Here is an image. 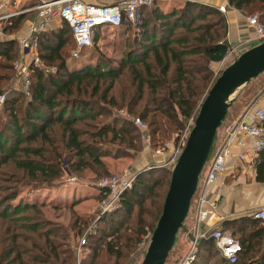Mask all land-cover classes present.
I'll list each match as a JSON object with an SVG mask.
<instances>
[{
  "label": "trees",
  "instance_id": "1",
  "mask_svg": "<svg viewBox=\"0 0 264 264\" xmlns=\"http://www.w3.org/2000/svg\"><path fill=\"white\" fill-rule=\"evenodd\" d=\"M228 2L246 14L255 11L259 23L264 18V0ZM25 17L22 13L10 17L0 31L15 32ZM63 23L67 31L63 26L54 34L42 32L36 43L38 57L56 70L43 74L34 69L26 94L10 92L1 104L0 264H72L69 239L81 235L90 219L71 207L66 224L35 219L20 200L12 204L19 186L49 187L65 171L76 176L85 169L94 177L108 174L100 157L127 156L140 138L131 121L112 115L114 107L124 106L144 121L149 141L164 137L168 128L179 132L210 80L209 63L221 60L228 49L225 19L217 9L186 2L162 13L151 4L139 9L133 25L136 32L127 38L116 64L99 54L92 62L69 67L64 48L70 32ZM16 53L14 38L0 40V92L9 86ZM261 164L263 171L257 177L262 180L264 161ZM164 172L169 174L163 168L158 177L153 170L136 174L117 207L103 214L87 233L83 245L87 252L80 264H108L109 260L98 259L99 251L116 264L134 249L145 228L152 230L168 185L166 181L156 200ZM147 199L149 208L144 204ZM235 222H241L233 229L241 246L235 262L222 259L212 241L201 240L190 264H264L262 226L250 218Z\"/></svg>",
  "mask_w": 264,
  "mask_h": 264
},
{
  "label": "built area",
  "instance_id": "2",
  "mask_svg": "<svg viewBox=\"0 0 264 264\" xmlns=\"http://www.w3.org/2000/svg\"><path fill=\"white\" fill-rule=\"evenodd\" d=\"M23 0H11L8 4L0 0V21H7L14 15L22 12L33 11L34 17L26 26V33L16 37L17 54L12 64L13 74L7 89L0 92V105L3 103L6 95L11 91L26 92L30 84L29 75L34 69L43 74L53 73L56 70L55 65L44 63L32 50V42L36 36L44 31L51 21L60 20L69 27L71 39L74 47L70 51V57H78L83 47L91 45L92 32L95 26L105 25L115 27L124 20L130 25L137 21L138 12L141 7H147L152 4V0H118L112 4L88 3L84 0H29L31 4L21 5ZM226 4L219 5L218 11L224 12ZM246 20L253 28L252 40L258 43L264 39V26L258 22L254 16H246ZM236 50L235 47H229L223 57L231 56ZM23 54H29L27 63L23 60ZM113 115L122 119L131 121L140 133L143 142L149 143V136L146 132V123L140 118L130 115L124 109H114ZM193 120L188 121L184 127L174 134L170 141L161 142L154 149L155 154L168 152V157L162 163L173 166L178 154L180 153L185 140L188 136ZM241 148L236 154V160L244 161L246 157L252 158L255 155L264 156V108L257 106L254 102L245 106L228 127L216 144L214 151L206 159L199 174L196 188L192 196L194 208V225L192 230L194 234L188 241L186 252L180 264H190L195 257L197 240L201 238H210L216 252L221 258L229 263L237 259V253L241 246L236 238L227 230L215 226L200 236L197 233V224L199 222H208L214 219H220L217 212V181L226 168L232 146ZM136 173H127L123 170L118 174H108L99 176L93 183L100 191L102 196L96 203V214L94 219L115 209L118 205L120 195L128 189ZM63 183L78 184L80 179L75 175L64 172L60 179ZM254 218L263 219L264 210L258 209L252 213ZM89 228L86 229L78 238L76 243L71 244L74 261L72 264H80L81 255L85 251L84 243ZM144 245V241L140 242Z\"/></svg>",
  "mask_w": 264,
  "mask_h": 264
},
{
  "label": "crops",
  "instance_id": "3",
  "mask_svg": "<svg viewBox=\"0 0 264 264\" xmlns=\"http://www.w3.org/2000/svg\"><path fill=\"white\" fill-rule=\"evenodd\" d=\"M2 1L8 4L11 0ZM84 1L96 4H112L117 2L118 0ZM32 2L33 1L23 0L21 5L24 6L27 4H31ZM186 2H196L207 7H211L215 10L219 5L226 4L225 11L219 12L224 16L225 19V42L227 44V47H235L237 50L243 51L244 49L256 44V42L251 39L254 31L252 26L249 25L246 20V16L248 15L244 11L230 5L228 0H152V6L158 8V10L162 13H169L173 9L182 7ZM22 14H25L26 17L21 22L19 28L15 32L8 34H4L0 31V40L13 38L15 39L16 37H20L21 35L26 33V26L33 19L34 12L28 11L22 12ZM3 24L7 25L8 22H5ZM63 26L65 29L66 27L62 21L54 20L51 21L48 27L42 32H51L54 34L58 29L61 30ZM93 29L94 30L92 32L91 41L92 45L83 47L80 50L81 54L78 55L77 58L83 56L85 58L84 61L92 62L96 58V56H98V54H95L96 51H98L104 53L106 55V59L113 64H116L122 57L127 38L133 36L136 32L135 28H133V25L130 24H128V26L126 24H120L115 27L99 25L94 27ZM65 30L67 31V29ZM41 33L36 36L35 41H33L31 44L33 49L32 51L37 55L38 53L36 43ZM67 38L69 44H66V47L64 49H66L68 46L71 47V51L74 47L73 42L70 35ZM91 46V51H89V47ZM70 51L68 58L72 59L70 57ZM91 52L93 53L92 55ZM23 60L25 63H27L29 61V54H23ZM210 64L211 63H209V66ZM262 76L263 77L260 78L258 77L259 79L257 78V80L255 79V84H259L262 82L261 80L264 78V74ZM262 89V93L255 99V101H251H253L257 106L264 108V84ZM15 92L21 91L16 90ZM23 94H26V92H24ZM232 121H230V123ZM226 126L228 127V125ZM226 126L223 127L220 131L218 130L215 132L213 141H218L221 139ZM240 151L241 148L234 145L230 148V156L227 161L226 168L217 181V212L221 218L210 220L208 222H199L197 224L196 230L199 236L202 233H206L215 226H219L230 232L234 236V238H238V236L234 234L233 229L241 225V222L239 224L235 222L239 218L243 220H248V218L256 220L258 224L262 226L264 235V218L257 219L252 215V213L258 209L264 210V179L261 180L257 177V172L263 171V166L261 163L264 161V156L255 155L252 156V158L248 156L244 161H238L236 160V154ZM168 152L169 151L166 150L160 156L143 155L142 152H140L139 155L131 153L127 156L118 158L102 156L100 157V160L106 166L108 172H115L120 170L129 172L133 170L131 172L137 174L141 170L139 167L141 165V162L137 163L141 160V158L143 159L145 157L148 159L147 161H150L153 164H158L161 161L163 162L167 159ZM85 170L87 176L94 175L93 172H91L89 169ZM60 179L54 180L53 184L49 187L33 188L29 185L19 186L17 195L12 201V204H16L20 200L23 204H26L28 206L27 212L32 217L36 216L34 218L38 217L41 219L48 218L62 224H66L68 220V214L65 215L64 212L65 210H67L66 212L69 211L68 207H71V209L77 215L90 219L96 211V203L100 196V190L94 185H86L85 181L78 184H68L63 183ZM61 211L63 213L60 214ZM237 224L238 226H236ZM193 225L194 208L192 206V210H190V213L186 215L183 221L182 231L178 239H176L178 240V250L183 249L182 247H185L186 249L188 241L194 234V231L192 230ZM201 240L212 241L210 238L200 237L197 240L196 253L199 241ZM214 251L216 252L215 248Z\"/></svg>",
  "mask_w": 264,
  "mask_h": 264
},
{
  "label": "water",
  "instance_id": "4",
  "mask_svg": "<svg viewBox=\"0 0 264 264\" xmlns=\"http://www.w3.org/2000/svg\"><path fill=\"white\" fill-rule=\"evenodd\" d=\"M264 71V39L241 51L214 78L201 99L193 123L170 170L159 216L139 264H164L182 227L201 169L231 95Z\"/></svg>",
  "mask_w": 264,
  "mask_h": 264
},
{
  "label": "rangeland",
  "instance_id": "5",
  "mask_svg": "<svg viewBox=\"0 0 264 264\" xmlns=\"http://www.w3.org/2000/svg\"><path fill=\"white\" fill-rule=\"evenodd\" d=\"M261 11L264 13V9H261ZM247 15L248 16H254L257 19V14H256L255 11H253L252 14H247ZM5 22L7 23V21H1L0 22V28H1L2 24L5 23ZM260 22L264 26V18H262L260 20ZM70 48L71 47H68L67 46V50H66V53H65V62L67 63V65L69 67H74V66H77V65H80L81 63H83L84 62V59H85L83 56H81V57H79L77 59H69L68 58V52L70 51ZM90 48H92V46L89 47V49ZM89 51H91V49ZM239 51L240 50H237L236 49L232 53L231 56H226V57H224V59L219 60L217 62H214V63H211L210 64V66H209L210 67V71H211V75H210V78H209L210 80H209L206 88H202L201 89V91H203V93H202L200 99L197 102V106L194 108L191 116L184 121V124H183V126L181 128H183L184 125L188 121H192L193 120V118H194V116H195V114L197 112L199 103H200L201 99L203 98L205 92L207 91V88H209V85H210L211 81H213L214 78L220 73V71L225 66H227L233 60V58H235L241 52V51L240 52ZM92 54L93 53L91 52V55ZM95 54H98V55L101 54L103 57L106 58V55L104 53H101V52L96 51ZM0 61H2V60L0 59ZM263 74H264V72H262L260 75L256 76V78H253V80H250L246 85L242 86L241 88H239L236 92H234L231 95L232 96L231 97L232 100H231L229 106L227 107L226 113H225L223 119L221 120L219 126L217 127L216 131H218V130L220 131L223 127H225L226 125H229L230 121H232L233 119H235L238 116V114L241 112V110L245 106H247L248 104H250L253 101H255V99L262 93V91H263L262 87H263V84H264V78L261 80L262 82L259 83V84H255L254 81H255V79L257 80L258 77L259 78L260 77H263L262 76ZM251 100H253V101H251ZM117 108L118 109H124V110H126V108L124 106L117 107ZM117 108L116 107L112 108V111L114 109H117ZM177 132H178V130H174L173 128H168L167 131H166V135L164 137H161L159 135V137H155V139L149 141V143H145V142L142 141L141 138H139L138 141H137V143H136V146H135L136 149H134V151H131V152L134 153L135 155H137V154L139 155V153L142 152L143 155H148V156L149 155H157L158 156V154H155L154 153V149L156 147H158L161 144V142H165V141L168 142V141L172 140L174 138V136H175L174 134H177ZM218 142H219V140L218 141H214L215 146H216V144ZM143 147H144V149H143ZM214 148H215L214 145L211 146V149H210V152H209L208 155H211L212 154V152L214 151ZM160 155H162V154H160ZM142 160H145V161H142ZM147 160L148 159L144 157L143 159L141 158V160L137 162V163H140L141 162V165L139 166L140 169H141L140 172L153 170V171H156V174L154 175V177H158L159 169L163 168V169H167L169 171V174H167V175L164 172V175H165L164 177L165 178L162 180V184L158 188H156V192L158 193L157 194L158 196L155 199L156 200H159L160 199L159 198L160 195L163 193V191L165 189V187H164L165 182L167 181L166 184L168 183L169 176H170L171 166L169 167L168 165H164L162 163V161L160 163H158V164H153V163H151L150 161H147ZM121 171L122 170L115 171V172H108V174H118ZM131 171H133V170H131ZM131 171H129V172L127 171V173H130ZM131 173H133V172H131ZM108 174H106V175H108ZM76 177H78V179H80L79 182H81V183L85 181V184L86 185H90V184L93 185V183L98 178V177H94V175L93 176H91V175L90 176H87L86 175V170H83L82 173H80L79 175L77 174ZM161 200H160V204H161ZM144 204H145V207L147 206L146 208H149V200L148 199L145 201ZM192 206H193V201L191 200L190 205H189V210H188L189 212L188 213H190V210H192ZM66 211L67 210L64 211L65 212V215H67V214L69 215V211L68 212H66ZM61 213H63V212L61 211L60 214ZM94 214H96V211L94 212ZM94 214L90 218V224H89V226L86 228V229L89 228V231H91V230L93 231L94 230V226L96 224V221H98V219H100V217L102 216V215L99 216L98 219L95 220L94 219ZM153 214H155V210H153ZM34 217H36V216H34ZM143 218H145L146 220L152 221V219H150L152 217L143 215ZM35 219L40 220L41 218H38L37 217ZM48 220H50V219H48ZM51 221H53V220H51ZM130 221H132V220H130ZM154 224H155V221H154ZM154 224H153V226H154ZM128 226L131 227L132 224H129ZM182 228H183V226L178 230V232L176 234L177 236L175 238L174 244H173L171 250L169 251V253L167 255V258H166L164 264H180V260L184 256V254L186 252V249H185V247H182L183 249H179L178 250V247H179L178 246V240H176V239H178V237H179V235H180V233L182 231ZM150 232H151V230H149L148 227L145 228L143 230V232L139 235V240L135 244L134 249L131 250V252L127 256H123V257L119 258V260H117V263L116 264H139V262H140V260L142 258V255L144 253L145 247L147 245V241H148ZM79 236L80 235H78V236H72L69 239V244H73L74 245L76 243V241L78 240ZM142 240L144 241V245H140V242ZM82 251H85V253L87 252V250L85 248H83ZM73 257H74V255H73ZM81 257H82V255H81ZM98 259L99 260H102V261L105 260L106 263L109 260L108 261V264H112V262H113L112 257L111 258L110 257H107L102 251H99Z\"/></svg>",
  "mask_w": 264,
  "mask_h": 264
},
{
  "label": "bare ground",
  "instance_id": "6",
  "mask_svg": "<svg viewBox=\"0 0 264 264\" xmlns=\"http://www.w3.org/2000/svg\"><path fill=\"white\" fill-rule=\"evenodd\" d=\"M232 97V96H231ZM232 100V99H231Z\"/></svg>",
  "mask_w": 264,
  "mask_h": 264
}]
</instances>
